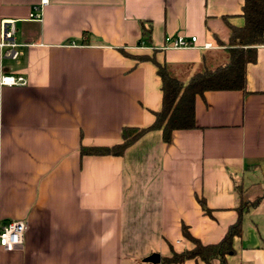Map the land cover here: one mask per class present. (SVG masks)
<instances>
[{
  "label": "crops",
  "instance_id": "obj_1",
  "mask_svg": "<svg viewBox=\"0 0 264 264\" xmlns=\"http://www.w3.org/2000/svg\"><path fill=\"white\" fill-rule=\"evenodd\" d=\"M41 1L0 0V24L16 20L20 52L13 59L0 46V77L27 79L0 85V225L28 223L23 245L0 248V264H162L194 247L183 226L216 244L239 214L227 264H264V45L246 92L197 97L196 129L168 144L149 132L123 156L80 153L155 121L161 79L134 56L183 81L225 64L244 0H48L43 20H31ZM178 35L199 47L167 49ZM153 254L159 262L146 261Z\"/></svg>",
  "mask_w": 264,
  "mask_h": 264
},
{
  "label": "trees",
  "instance_id": "obj_2",
  "mask_svg": "<svg viewBox=\"0 0 264 264\" xmlns=\"http://www.w3.org/2000/svg\"><path fill=\"white\" fill-rule=\"evenodd\" d=\"M244 25L231 27V38L228 47L229 60L214 68H205L195 73L188 81H183L171 74L166 65L154 57L134 56L139 61L153 62L161 79L162 108L155 112V121L148 127L126 126L121 130V142L113 146H82L81 155L123 156L145 134L160 131L165 143H170L173 134L178 130H193L196 123V99L209 91H247V68L257 60L258 47L264 45V0H244L242 8ZM144 29V35L149 37ZM123 51V50H122ZM125 55H132L123 51ZM260 202L257 199L252 204ZM203 210H211L200 200ZM184 236L194 245L192 249L181 252L172 250L170 257H163L162 264L184 263L187 260L201 259L208 264L219 259L227 264V256L234 253L233 239L242 234V216L231 225L223 239L216 244H203L194 237L187 226L182 228Z\"/></svg>",
  "mask_w": 264,
  "mask_h": 264
},
{
  "label": "built area",
  "instance_id": "obj_3",
  "mask_svg": "<svg viewBox=\"0 0 264 264\" xmlns=\"http://www.w3.org/2000/svg\"><path fill=\"white\" fill-rule=\"evenodd\" d=\"M48 0H42L41 3L35 6L30 13V19L34 21L43 20V9L48 5ZM1 28V43L0 46L5 48V55L16 59L20 52L17 50L18 43L15 41L17 31L16 20L4 19L0 24ZM196 36L186 37L184 35L168 36L166 38L167 49H189L199 47ZM203 48H211L212 44L206 43ZM27 84V79L22 75H2L0 77L1 86H19ZM28 231V223L23 220H14L0 225V248L6 250H14L16 247L25 243L26 234Z\"/></svg>",
  "mask_w": 264,
  "mask_h": 264
},
{
  "label": "water",
  "instance_id": "obj_4",
  "mask_svg": "<svg viewBox=\"0 0 264 264\" xmlns=\"http://www.w3.org/2000/svg\"><path fill=\"white\" fill-rule=\"evenodd\" d=\"M146 261L157 263L160 261V257L157 254H153L146 259Z\"/></svg>",
  "mask_w": 264,
  "mask_h": 264
}]
</instances>
